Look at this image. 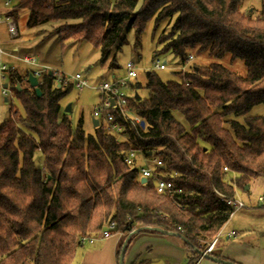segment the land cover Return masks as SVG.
Segmentation results:
<instances>
[{"label": "trees", "instance_id": "16d2710c", "mask_svg": "<svg viewBox=\"0 0 264 264\" xmlns=\"http://www.w3.org/2000/svg\"><path fill=\"white\" fill-rule=\"evenodd\" d=\"M242 2L13 0L15 9L27 11V28L77 21L56 36L62 47L89 42L107 72L100 80L123 73L115 54L130 31L135 49L149 20L152 36L171 22L169 32L160 31L153 59L169 55L180 67L167 81L151 71L143 86L137 78L130 83L126 110L143 126L133 128L111 110L127 136L120 143L102 123L91 132L81 118L72 126L60 105L71 84L59 88L45 74L37 96L21 88L25 75L9 73L21 110L10 104L0 125V264H72L81 239L110 223L125 238L143 227L164 233L140 232L174 235L190 254L186 264L198 261L232 214L226 201L264 181V116L249 114L264 108V0L244 12ZM190 55L204 64L183 71ZM128 149L159 157L163 168L156 172L181 193L158 195L152 179L141 183L138 170L123 162ZM217 245L218 238L207 255L236 264Z\"/></svg>", "mask_w": 264, "mask_h": 264}, {"label": "rangeland", "instance_id": "374dc122", "mask_svg": "<svg viewBox=\"0 0 264 264\" xmlns=\"http://www.w3.org/2000/svg\"><path fill=\"white\" fill-rule=\"evenodd\" d=\"M258 8H260V0H243L240 10L244 12L248 9L255 10ZM27 17L28 13L26 11L19 13L16 27L19 33L25 35L31 34L36 29L34 35L31 36L33 38L32 40L39 41L38 44L42 43L39 48H36L38 51L32 52L29 50V53L36 55L37 63L44 64L47 67L66 75H72L79 72L90 82V84L96 83L95 81L97 77L104 76L105 69L99 68L98 66V51L94 49L89 42L81 41L74 43L69 41L64 44V47H62L56 36L59 27L76 24L77 21L51 22L34 29L27 28ZM152 26L153 20H149L139 37V44L135 49L133 48V33L130 31L126 35V43H123L115 54V62L119 67L124 66L127 62H133L135 64L137 68V81L142 86L145 84L146 73L151 72L152 70L154 52L158 49V46H156V40L160 31H164L165 33L169 32L171 22H164L161 24L154 36H152ZM23 53L25 52H21V54ZM158 59L167 62V69L157 72L159 77L163 81L172 79V70H177L180 67L178 61L169 55L158 56ZM171 62H173L174 65H171ZM202 64H204L203 59L190 55L188 63L184 66L183 71L189 70V66ZM18 65L25 68L19 63ZM2 83L6 82L0 80V86ZM140 96H144L143 91ZM4 99H7L8 102H4ZM11 103L21 110L14 94L9 91L4 92L1 88L0 120L2 119L1 115H3L2 109L7 111V108ZM60 105L62 110H64L67 105H70V111L67 114L73 127L77 120L81 118L84 131H92L91 114L94 108L99 105V94L97 92L91 88H85L80 92L71 89L61 99ZM249 114L264 116V108L260 105L255 106ZM173 116L178 122L183 120L180 115L174 114ZM35 161L37 164L41 162V157L37 153L35 155ZM238 195L245 204V207L233 212L229 218L228 230L233 229L234 231H237V236H231L230 239H235L234 241L236 242L246 240L249 242V245L256 247L257 234L260 230H263L264 227V209L261 207L263 203L258 201L259 196H264V181L256 180L252 182L247 192H239ZM121 243H123V241ZM221 248L222 242H219L216 249L220 250ZM245 255L247 256V253ZM123 261L127 263V254ZM248 261L251 264H259V260L257 261L254 254H251V256L248 257Z\"/></svg>", "mask_w": 264, "mask_h": 264}, {"label": "crops", "instance_id": "0c3cea01", "mask_svg": "<svg viewBox=\"0 0 264 264\" xmlns=\"http://www.w3.org/2000/svg\"><path fill=\"white\" fill-rule=\"evenodd\" d=\"M22 11L25 10L15 9L12 5L9 9L5 8L3 7L0 0V16H9L14 21L15 27L17 19L19 18V13H21ZM35 30L29 35L21 34L17 31L19 37L17 38L18 40L16 39V41L11 40L7 32L6 24H0V51L2 52L0 54V61L6 66L13 68V72H16L18 75L26 76L22 80L21 88L30 87L27 83V77L31 75V73L36 69L35 67L26 65L19 60V58L25 55H32L36 58L35 54L29 53V50L32 52L38 51L36 50V48H39L40 44L42 43L40 41L41 43L38 44L39 41L32 40L33 38L31 36L34 35ZM21 52L25 53L21 54ZM18 63L23 65L25 68L20 67ZM38 64L44 65L41 63ZM106 74L107 72L105 71L104 75ZM100 77L103 76L97 77L95 82L99 81ZM5 82L6 83L1 84L0 89L2 88L3 90L5 89L6 91L13 93L8 88V79L5 80ZM4 84H6V88H3ZM4 102L7 103L8 100L4 99ZM11 105L13 104L11 103ZM2 114L3 115H1L2 119L0 120V125L3 124L8 117V108L7 111L2 109ZM258 198H263V200L261 201L263 205H261V207L264 209V196H259ZM228 223L229 220L221 228V235L218 237V243L222 242V257L236 264H251L248 261V257L251 256V254H254L257 261L259 260V264H264V227L263 230H260V232H258L256 238L257 246L254 247L252 245H249V242L246 240H240L236 242L234 241L235 239H230V233L234 232L235 236H237V231H234L233 229L228 230ZM124 240V236L120 233L113 234L104 239L94 240L92 243H84L82 247L78 249L76 257L72 264H118L117 252L119 247L122 246L121 242ZM246 253L247 256L245 255ZM126 254L128 256V261L127 263L123 261V264H186L187 259L190 255L185 250L183 242L176 236L170 234H151L148 232H139L132 235L129 239V243H127L126 245L123 260ZM196 264L222 263L214 262L206 258H201L198 259Z\"/></svg>", "mask_w": 264, "mask_h": 264}, {"label": "built area", "instance_id": "2783aa9c", "mask_svg": "<svg viewBox=\"0 0 264 264\" xmlns=\"http://www.w3.org/2000/svg\"><path fill=\"white\" fill-rule=\"evenodd\" d=\"M1 2L3 7L9 9L13 3V0H1ZM1 23L6 24L7 32L11 40H16L19 37L14 21L9 16H0V24ZM1 53L2 52L0 51V54ZM19 60L26 65H30L36 68L31 73V75L36 78L38 83L40 82L43 75L51 73V76H53L54 84L59 88L66 87L71 84L73 88L78 92L82 91L85 88H91L92 90L97 92L99 94V105L92 111L91 118L92 120H96L97 124H104L106 130L110 134L115 136V141L117 143L126 140L127 136L123 133L124 127L113 121V116L109 113L111 110H119L122 117L127 122H129V124L133 128L141 125V119L126 110V99L132 94L129 90L130 83L137 78V68L133 62H127L126 64H124L123 73L121 75L109 74L106 79L99 80L96 83L90 84V82L86 80L84 76L79 72H76L72 75H66L47 66L38 64L35 56L25 55L19 58ZM152 63L153 66L151 71H164L167 69V62L159 60L158 57L154 58ZM11 71H13V68L6 66L0 61L1 81L7 80L8 75ZM5 91L6 90L4 89V92ZM123 162L128 167L136 168L139 172L140 179L143 178L145 179V181H147V179H152L154 182L155 192L158 195L181 193V190L174 188L171 182L165 181L160 177L161 175H164L163 172H156L157 167L163 168V162L154 154L149 153L147 156L140 150L128 149L123 155ZM222 171L225 174L229 173L226 167H223ZM262 200L263 198H258L259 202H261ZM226 203L233 208L232 214L233 212L245 207V204L239 198L237 192L235 194V197L228 199ZM114 230V223H110L106 227H104L102 231H100L97 235L89 238H82L81 243H92L94 240L107 238L114 234ZM220 233L221 232L219 231L217 236L207 244L206 249L201 254L199 259L203 258L205 255L209 254L212 251L217 238L221 235ZM230 235L235 236V233L231 232Z\"/></svg>", "mask_w": 264, "mask_h": 264}, {"label": "water", "instance_id": "95a60500", "mask_svg": "<svg viewBox=\"0 0 264 264\" xmlns=\"http://www.w3.org/2000/svg\"><path fill=\"white\" fill-rule=\"evenodd\" d=\"M48 75H51V73H48ZM27 83L29 84V86L31 87V88H33L34 89V91H35V93H36V95L37 96H39L40 95V91H39V89H38V82H37V80H36V78H34L32 75H29L28 77H27ZM7 86H6V84H4L3 85V88H6ZM17 89L18 90H20V88L19 87H17ZM70 111V105H67L66 107H65V109H64V112L65 113H68ZM91 124H92V127H97V121L96 120H91ZM141 126H143V123H141ZM140 182L141 183H144L145 182V179H140ZM248 187L246 186L245 187V190L247 189ZM148 230V229H154V230H156V231H159V232H161V233H164L162 230H160V229H156V228H149V227H143V228H138V229H135V230H133L132 232H131V234L130 235H128L126 238H125V240L123 241V243H122V246H121V250H120V255H119V257H118V264H123V255H124V251H125V248H126V245H127V242H128V239L131 237V235H134V234H137V233H139L140 231H143V230ZM203 258H206V259H208V260H211V261H214V262H219V263H222V264H232L231 262H224V261H220V260H218V259H215V258H213V257H211V256H209V255H205Z\"/></svg>", "mask_w": 264, "mask_h": 264}]
</instances>
